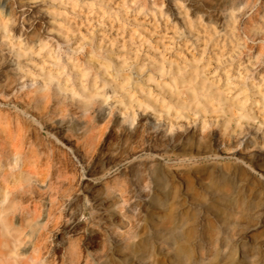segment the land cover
Masks as SVG:
<instances>
[{
	"label": "rangeland",
	"instance_id": "374dc122",
	"mask_svg": "<svg viewBox=\"0 0 264 264\" xmlns=\"http://www.w3.org/2000/svg\"><path fill=\"white\" fill-rule=\"evenodd\" d=\"M0 205L11 264H264V0H4Z\"/></svg>",
	"mask_w": 264,
	"mask_h": 264
},
{
	"label": "bare ground",
	"instance_id": "6f19581e",
	"mask_svg": "<svg viewBox=\"0 0 264 264\" xmlns=\"http://www.w3.org/2000/svg\"><path fill=\"white\" fill-rule=\"evenodd\" d=\"M3 2L4 0H0V12L2 11V8H3ZM193 97H195L194 95H192ZM138 105H142L141 104V101L138 102ZM5 198V197H4ZM3 198V200H4ZM10 203V202H9ZM1 206V205H0ZM6 206V205H5ZM4 206V207H5ZM7 206H10V205H7ZM3 207V208H4ZM8 209V208H6ZM5 210V209H4ZM4 210L2 208H0V221L3 225V229L4 231L8 234L10 233L11 234V239H12V243L10 244L9 242L7 241H1L0 240V264H11L8 260L10 257H19L21 254H24L21 249L19 250L18 249V244H17V241H19V237H17L16 234H12V230L14 229H10L8 227V224L6 223V219H4L3 217V214H4ZM7 211V210H6ZM9 212V210H8ZM7 214V212L5 213ZM3 216V217H2ZM6 218V217H5ZM9 223V221H8ZM1 229H2V226H0ZM16 231V230H15ZM18 231V230H17ZM16 231V232H17ZM14 232V231H13ZM20 233V231H18ZM3 238V237H2ZM20 243V241H19ZM20 247V245H19ZM34 252V251H33ZM33 257V255L31 256ZM15 262V261H14Z\"/></svg>",
	"mask_w": 264,
	"mask_h": 264
}]
</instances>
